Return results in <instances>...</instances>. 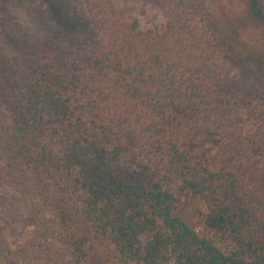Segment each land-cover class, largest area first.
I'll return each mask as SVG.
<instances>
[{"label":"trees","instance_id":"obj_1","mask_svg":"<svg viewBox=\"0 0 264 264\" xmlns=\"http://www.w3.org/2000/svg\"><path fill=\"white\" fill-rule=\"evenodd\" d=\"M68 2L39 49L0 14V186L23 197L22 227L45 242L14 257L264 264V101L219 88L228 60L249 61L234 37L207 29L200 0ZM246 2L264 30V0ZM138 4L161 23L141 28ZM240 112L255 128L247 173L218 159ZM174 187L201 201L220 243L176 215Z\"/></svg>","mask_w":264,"mask_h":264},{"label":"rangeland","instance_id":"obj_2","mask_svg":"<svg viewBox=\"0 0 264 264\" xmlns=\"http://www.w3.org/2000/svg\"><path fill=\"white\" fill-rule=\"evenodd\" d=\"M207 14L208 30L223 36L234 37L231 41L236 49H240L249 61L238 62L234 58L225 63V77L219 82V88L237 87L242 93L264 101V30L251 24L246 0H200ZM68 0H2L0 14L14 23L15 31L28 41L35 49L53 39L60 20H68V11L64 5ZM138 4L136 15L141 28H151L162 21L161 14L151 5L142 7ZM143 8V13L141 12ZM72 20V19H70ZM54 47L65 50L66 42L53 40ZM262 56V57H261ZM255 128L247 120L244 112H240L235 127L231 128L226 138L228 144L225 151L218 154V159L227 164L229 170L247 173L250 169L249 139ZM171 191L176 201V215L180 216L196 233L209 239H215V232L204 225L206 209L201 201L176 187ZM28 208L23 197L12 189L0 186V264H22V260L14 257V251L25 243H45L40 237L42 230L22 227V219ZM12 254L6 258V249ZM19 262V263H18ZM26 264H43L31 261ZM63 264L59 256L54 263ZM103 264H116L105 262Z\"/></svg>","mask_w":264,"mask_h":264}]
</instances>
